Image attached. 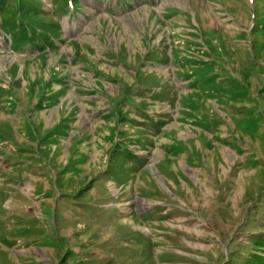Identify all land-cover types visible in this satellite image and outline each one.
Here are the masks:
<instances>
[{"label": "rangeland", "instance_id": "rangeland-1", "mask_svg": "<svg viewBox=\"0 0 264 264\" xmlns=\"http://www.w3.org/2000/svg\"><path fill=\"white\" fill-rule=\"evenodd\" d=\"M0 264H264V0H0Z\"/></svg>", "mask_w": 264, "mask_h": 264}, {"label": "bare ground", "instance_id": "bare-ground-1", "mask_svg": "<svg viewBox=\"0 0 264 264\" xmlns=\"http://www.w3.org/2000/svg\"><path fill=\"white\" fill-rule=\"evenodd\" d=\"M219 26H220V24H219ZM67 29L68 30H73L74 28L70 26V27H67Z\"/></svg>", "mask_w": 264, "mask_h": 264}]
</instances>
